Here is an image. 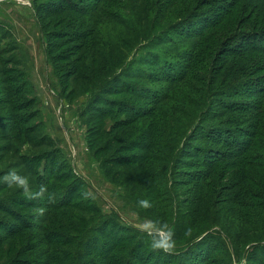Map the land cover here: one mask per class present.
<instances>
[{"label":"rangeland","instance_id":"rangeland-1","mask_svg":"<svg viewBox=\"0 0 264 264\" xmlns=\"http://www.w3.org/2000/svg\"><path fill=\"white\" fill-rule=\"evenodd\" d=\"M48 3L63 6L0 0V264H148L165 228L177 263L208 244L206 264H264V91L245 88L264 82V52L244 39L264 33V2L108 0L88 16ZM248 123L244 155L199 179L206 131Z\"/></svg>","mask_w":264,"mask_h":264},{"label":"trees","instance_id":"trees-1","mask_svg":"<svg viewBox=\"0 0 264 264\" xmlns=\"http://www.w3.org/2000/svg\"><path fill=\"white\" fill-rule=\"evenodd\" d=\"M60 1L63 2V6H61L60 8L52 7L53 8L52 9L50 4L48 3V5L46 4L42 5L43 8L41 10H43L44 12H49V13L51 11L54 12L55 10H58L61 12H64L66 10L68 12L78 13L81 16H88L92 12H94V10L101 8L108 0H88L89 2L83 7H79L78 3L75 0H60ZM262 1L264 2V0ZM44 7H46V9ZM216 11L217 10H215V12ZM156 15L154 16V18H156ZM212 16H214V14L210 15L208 19L206 18L204 22H207L208 24L211 23ZM212 24H214V22ZM178 25L179 24H177L176 26ZM180 31L190 32L191 34H194L197 32V28H195V23H187V26H183L182 28L180 27ZM244 39L247 42V45H248V41L250 42L251 49H253L254 51L256 50V51L264 52V33L251 32L250 34L246 35ZM257 42H261V45ZM247 45H245V48L247 47ZM262 68H263L262 70H264V64ZM248 80L250 79L245 80V88H249L250 90H253V92L264 91V89H262L264 86V82H259L257 78L254 79L253 81H248ZM254 100L255 101L251 102L250 104L247 103L245 107L249 109L251 108L252 105H256L257 107H255L254 110L255 111L257 110V113L255 112L254 116L258 117L259 113L262 110L263 103H261L262 100L260 101L258 98ZM255 129H257V126L255 123L253 124L248 123L247 127L245 128V131H240V133H237L233 130H229L225 128L210 127L208 131H206V134L204 135V137L201 138L205 142H207V144L209 145L208 146H195V149H194L195 152H197L198 154L197 158L200 162L199 163L200 166L205 168V169H201L198 171L197 175H199V179L210 175V171L212 167H214V165L217 164L219 160H225L229 156L235 157L236 151L238 149L241 151L240 155H244V150L242 149V144H243L242 138L247 135H250L252 138L255 137L254 135H255V132L257 131ZM184 144L188 145V143H184ZM251 144L252 143H249V144L245 143V155ZM221 146L223 150L220 149ZM245 161H246V158H245ZM122 231L123 230L119 228V229H114L112 232H110L109 237H107V241L109 243L107 242V244H103L102 245L103 247H101L100 251L101 252L105 251L108 254L109 251L112 252L114 249L119 248L123 241L122 239L123 237L121 233ZM144 242H147V240ZM144 242H143V245H144ZM202 243H200L197 248H200ZM143 245H141V247H143ZM205 246L202 247V249H196V250L193 249L194 247H188L186 250L182 251L183 258H179V263H177V261L175 262L174 259H172L173 257L169 256L171 254H166L165 250L163 249H160L161 253L156 251L155 252L156 255L154 252L150 251L152 252L151 254H153V258H151L150 253H148V256L146 259H147L148 264H198V263L200 264V262H203L201 264H206V262H208L210 258L208 256L210 251H216L217 249H211L208 244H207V247ZM226 248L228 250V253H224V254L228 255L230 254V249L227 246ZM190 252H192V257L189 256ZM110 258H113V257L111 256ZM134 259H136V256L130 253V261ZM113 262H117V259H115ZM219 264H227V263H225L224 260L221 259L219 260ZM235 264H241V260H238L237 263Z\"/></svg>","mask_w":264,"mask_h":264},{"label":"clouds","instance_id":"clouds-1","mask_svg":"<svg viewBox=\"0 0 264 264\" xmlns=\"http://www.w3.org/2000/svg\"><path fill=\"white\" fill-rule=\"evenodd\" d=\"M5 182L10 185H15L17 189L22 190L26 194H30L31 183L27 176L21 175L20 173L17 172H10L5 177ZM43 191L44 189L41 188V192L38 193V195H42ZM137 207L140 209H149L150 207H152V204L147 199H140L137 202ZM165 232H166V238H159V239L153 238L151 240V245L154 249H163L167 251L168 249L173 247L174 242L171 239L172 233L170 231H167L166 228H165Z\"/></svg>","mask_w":264,"mask_h":264}]
</instances>
